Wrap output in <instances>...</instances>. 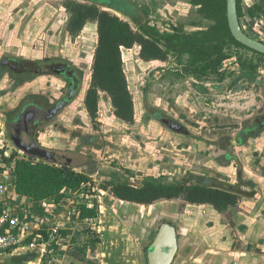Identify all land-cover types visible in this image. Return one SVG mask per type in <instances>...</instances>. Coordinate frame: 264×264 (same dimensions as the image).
<instances>
[{"label":"rangeland","instance_id":"obj_1","mask_svg":"<svg viewBox=\"0 0 264 264\" xmlns=\"http://www.w3.org/2000/svg\"><path fill=\"white\" fill-rule=\"evenodd\" d=\"M67 1L0 0V59L37 60L52 50L69 57L82 55L81 58L88 59L92 66L98 41L97 24L88 22L76 36L69 33ZM129 1L163 32L183 26L186 33H193L207 29L215 22L200 12L191 0ZM242 5L246 12L242 20L245 30L264 40V15L250 17L248 14V8L254 5H260L264 10V0H242ZM101 8L135 26L120 11L107 6ZM226 47L229 46L225 45L224 52L229 58L222 66L225 72L222 79L215 74L199 78L189 73L185 62L188 58H176L172 52L166 60L145 61L140 57V46L122 48L134 99V123L117 118L110 98L101 91L97 119L91 118L82 103L75 110H65L42 124L35 135L37 144L71 157L78 172L92 177L88 201L99 204L100 213L91 221H77L71 212V201H75L72 197L51 200L50 204L57 206L56 215L70 225L63 230H70V233L56 242L57 248L41 242L36 245L35 251L43 254L41 264H148L147 249L160 224L175 219L174 216L186 222L185 213L177 212V206L186 202L183 199L162 200L144 206L118 199L110 201L111 195L102 185L115 179L140 184L147 175L164 176L175 182H195L204 177L215 184L234 186L240 192L257 191L261 195L257 204L264 202V131L247 139L244 146L227 140L228 137L237 140V125H253L252 119L264 108L262 84L251 79L250 70L241 69L243 62L255 64L253 78L258 76L264 81V58L245 48L234 53ZM89 75L85 94L91 83L92 69ZM13 77L15 82L0 79V87L12 90L11 94L0 97V131L5 139L4 150H8L9 155L17 152V157L25 158L30 148L13 139L7 128L6 112L16 106L22 107L28 100L25 98L21 104L26 95L45 93L52 97L51 91L57 93L59 84L51 86L47 78L32 75ZM26 80H29L27 84L14 91L15 85ZM199 86L206 88V92L200 91ZM157 115L183 123L189 134L172 131L159 121ZM77 130L94 135L93 143L74 136L73 132ZM227 146L233 147L227 149ZM228 150H231L230 154H227ZM41 154L33 152L36 160L42 159ZM240 166L243 168L242 181L239 179ZM255 199L256 196H243L238 205L252 203ZM83 200L81 198L80 202ZM188 209L192 214L195 212ZM89 239L99 241L93 244ZM84 245L89 247L85 256L76 248ZM68 250L77 252V258L69 255ZM177 258L173 264H184Z\"/></svg>","mask_w":264,"mask_h":264},{"label":"trees","instance_id":"obj_2","mask_svg":"<svg viewBox=\"0 0 264 264\" xmlns=\"http://www.w3.org/2000/svg\"><path fill=\"white\" fill-rule=\"evenodd\" d=\"M191 3L207 17L212 18L214 24L194 33H186L182 26L174 27L171 32H162L149 22L141 10L132 15L125 13L134 22V26L119 15L103 10L96 2L67 3L70 12L67 28L72 34H78L87 22L97 23L98 41L93 57L91 83L85 95V107L93 120L97 119L100 92L103 91L110 98L113 113L117 118L129 124L135 121L134 99L124 67L122 48L139 45L140 57L145 61L166 60L170 52L178 56L189 54L187 64L189 73L199 78L215 74L221 79L225 76L222 66L228 58L224 52L225 45L233 44L249 49L232 35L228 22L227 0H191ZM237 3L239 18L242 21L246 12L242 0H237ZM260 13L264 15L260 5L248 8L250 17ZM255 68V64L248 65L245 62L241 64L242 71L250 70L248 73L250 77ZM199 89L202 90V87ZM4 151V148L1 149L0 155L5 161L16 162L18 192L35 200H60L62 195L66 196L65 191L82 190L83 186L92 181L89 174L78 172L73 165H58L43 158L36 160L33 153L27 151L25 158L17 157V152L4 157ZM102 188L109 191L110 201L119 199L151 205L162 199L181 198L191 204H211L221 213L236 206L243 196L251 195L248 192H240L234 186H222L213 181L206 183L202 178L195 182L188 180L175 182L168 181L164 176L153 175L145 176L140 184L115 179L105 182ZM99 213V204L94 203L91 208L83 204L80 217L94 219ZM60 233L66 237L70 230L62 229ZM45 237L48 238L47 234ZM98 241L99 239H89L93 244ZM50 246L58 247L55 240ZM76 248L84 256L89 249L88 245ZM68 253L77 258V252L68 250Z\"/></svg>","mask_w":264,"mask_h":264},{"label":"crops","instance_id":"obj_3","mask_svg":"<svg viewBox=\"0 0 264 264\" xmlns=\"http://www.w3.org/2000/svg\"><path fill=\"white\" fill-rule=\"evenodd\" d=\"M3 138L0 131V150L5 145ZM255 196L252 203L243 202L223 213L208 204L180 203L177 212L185 213L186 222L177 216L168 220L178 229L177 257L184 264H264V202L258 205L261 195ZM35 250L18 247L0 255V264H41L43 254Z\"/></svg>","mask_w":264,"mask_h":264},{"label":"flooded vegetation","instance_id":"obj_4","mask_svg":"<svg viewBox=\"0 0 264 264\" xmlns=\"http://www.w3.org/2000/svg\"><path fill=\"white\" fill-rule=\"evenodd\" d=\"M69 1H76V0H68L67 3ZM89 1H90L89 3H93V2L98 3L100 7L101 6L111 7L113 9L120 11L124 15H125V13L132 15V14H136L140 11V9L138 7H136L129 0H89ZM76 2H78V1H76ZM79 3H82V2H79ZM237 6H238V3H237ZM127 17L129 18V16H127ZM130 20H131V18H130ZM240 22H241L242 27L244 28V24H242L241 20H240ZM67 26H68V24H67ZM67 30H68V28H67ZM244 30H245V28H244ZM166 32H168V31H166ZM169 32H171V31H169ZM69 33H71V32L69 31ZM72 35L76 36L77 34L76 35L72 34ZM50 46L52 47V45H50ZM227 46H229V47H226V50H231L234 53H236V50H238V49L241 50V48H242V47L235 46L233 44H227ZM247 48H249V47H247ZM127 49H131V48H127ZM249 49H251V48H249ZM252 50L253 49H251L250 51H252ZM254 51L255 50H253L252 52H254ZM256 52L257 51H255L254 53H256ZM258 53H260V52H257L256 54H258ZM173 54H175V53H173ZM260 54H262V53H260ZM260 54H258V55H260ZM260 56H261V58L262 57L264 58V56H262V55H260ZM81 57H82V55H79L78 58L77 57H71V56L69 57L67 55H63V53H59L57 51L52 52V50H51L48 53L40 56V58H38L37 60L36 59H29V58L18 59V58H13V57L1 58L0 59V79H6L7 81L13 79L15 82V79L13 76L22 77L23 75H32V77H36V78H41V79L47 78V82H49V85H51V86H55L56 84H59V87L57 89L58 90L57 93H55L54 91H51L49 89L52 92V97H50L48 94H45V93H34V94L30 95V97H28L29 95H26L22 99L21 104L23 102H25V98H27L28 100H27V102H25L22 105V107L19 108V106H16V107H14V109H11L8 112H6V115H7L6 116V119H7L6 123L8 124L9 122L13 121L17 117V115H19V113L21 112V110L23 109V107L27 103H36L37 105H39V106L45 108L46 110H49L52 112V115L49 116V119L46 120L45 122L52 120L53 118H55L56 116H58L60 113H62L65 110H75L82 103L85 104V95L86 94L84 93V91H85V87L87 86V81L89 79V76H90L89 73H90V70L92 69V66L89 65L88 59H82ZM175 57L176 58H179V57L186 58L187 57L188 60L190 58L189 54H183L181 56H178L177 54H175ZM228 58H229V56H228ZM228 58L226 60H228ZM156 60H158V59H156ZM188 60H186V61L184 60L186 62V66H188L187 65ZM253 77H254V74H252L251 79L255 83L262 84L263 89H264V81L259 79L258 76L255 78H253ZM28 82H29V80H26L20 85H15L16 88L14 89V91H17V90L19 91L21 86L27 84ZM199 87H202V86H199ZM3 88H6V89H3ZM199 90L202 92H206V88H204V87H202V90L201 89H199ZM11 93H12V90L9 89L8 87H0V97H3L4 95H7V94L9 95ZM39 102H41L42 104H40ZM156 117H158L159 121H160V118H167V117H162L160 115H157ZM169 119H172V118H169ZM173 120H175V119H173ZM252 121H253V125H251V126L250 125H247V126L237 125V128H239L237 140L231 139V137H228L227 140L230 142L232 141V143L235 142L239 146H244V144L247 142V139L256 137L259 132L264 131V108L260 109L259 113L255 115V117L252 119ZM45 122L39 123L35 127L34 133H33L34 139H35V135L37 134L38 129ZM79 122L80 121L78 120L77 123H79ZM161 123H163V122H161ZM179 123H181V122H179ZM163 124L166 125L165 123H163ZM181 124H183V123H181ZM187 130L189 133L188 128H187ZM73 133H74V136H77V137L80 136V139H82L86 143L87 142L93 143L94 135H88L87 133L84 134V133H82L81 130L74 131ZM179 134H182V133H179ZM184 135H188V134H184ZM35 142H36V139H35ZM232 147L233 146H227V149H231ZM230 151L231 150H228L227 154H230L229 153ZM242 169H243L242 166H240L239 179L241 181H242V172H243ZM202 179L203 180H210V182H212V180L209 178L203 177ZM248 193L251 194L249 197H254L255 194H257L258 192L255 191L253 193H251V192H248ZM177 199H181V198H177ZM162 200H166V199H162ZM172 200H176V199H172ZM189 204H191V203H189ZM141 205H143V204H141ZM194 205H207V204H194ZM208 205H211V204H208ZM233 207H235V206H233ZM172 224L176 227V225L174 223H172ZM177 231H178V229H177ZM178 239H179V235H178ZM179 249H180V244H179ZM178 253H179V250L177 252V255H178ZM177 255H176V257H177Z\"/></svg>","mask_w":264,"mask_h":264},{"label":"built area","instance_id":"obj_5","mask_svg":"<svg viewBox=\"0 0 264 264\" xmlns=\"http://www.w3.org/2000/svg\"><path fill=\"white\" fill-rule=\"evenodd\" d=\"M9 156L8 150L4 151V157ZM90 188L89 182L82 190L64 192L66 196L75 200L71 201L74 220L81 222L92 220L80 217L83 204L89 208L93 207V203L88 201L92 193ZM81 198L85 200L80 202ZM55 208L57 206L50 204L49 200H35L19 193L16 183V162L15 160L7 162L0 155V255L21 246L35 248L39 242L48 246L53 240L59 243L61 238H66L68 235L63 237L60 230L68 229L70 225L56 215Z\"/></svg>","mask_w":264,"mask_h":264},{"label":"water","instance_id":"obj_6","mask_svg":"<svg viewBox=\"0 0 264 264\" xmlns=\"http://www.w3.org/2000/svg\"><path fill=\"white\" fill-rule=\"evenodd\" d=\"M227 15L230 30L235 39L241 44L257 52L264 54V41L247 33L241 25L237 0H227ZM52 112L37 105L27 103L19 115L7 124L12 131L16 142L28 144L27 152H41V157L51 163L58 165H72L73 159L67 155L41 148L33 138L35 127L49 119ZM169 128L177 133L189 134L187 128L176 120L160 118ZM209 183L210 180H204ZM179 250V239L177 228L169 221H164L159 226L156 235L147 249L148 264H173Z\"/></svg>","mask_w":264,"mask_h":264}]
</instances>
